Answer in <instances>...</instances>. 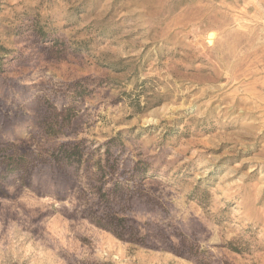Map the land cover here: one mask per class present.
<instances>
[{"label": "rangeland", "instance_id": "obj_1", "mask_svg": "<svg viewBox=\"0 0 264 264\" xmlns=\"http://www.w3.org/2000/svg\"><path fill=\"white\" fill-rule=\"evenodd\" d=\"M0 45V264H264V0H0Z\"/></svg>", "mask_w": 264, "mask_h": 264}, {"label": "trees", "instance_id": "obj_2", "mask_svg": "<svg viewBox=\"0 0 264 264\" xmlns=\"http://www.w3.org/2000/svg\"><path fill=\"white\" fill-rule=\"evenodd\" d=\"M37 34L42 36V31H38ZM55 44L58 43L56 42ZM1 52L7 51L0 45V55L2 54ZM53 124L61 131L68 129L72 125V119L68 114V110L64 109L61 113H58L55 116V122ZM48 134L53 137L59 136L58 132L49 133L48 131ZM15 148L17 147L14 145L0 147V197H4L3 183L10 177L17 178L18 182L24 188L30 189L33 185L38 156L34 159L27 152L21 153L20 151H15ZM49 154V160L59 167L80 169L85 162L82 142L61 143L50 149ZM96 168L99 170L98 166ZM101 192L100 189L99 194ZM93 223L97 227L111 232L117 238L125 239V236H130V242L134 244L141 242L139 239L140 235L136 230L129 226L124 218L118 217L117 215L109 216L106 214L104 217H95Z\"/></svg>", "mask_w": 264, "mask_h": 264}]
</instances>
